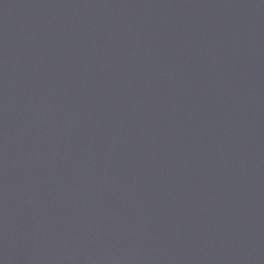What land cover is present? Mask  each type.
I'll return each instance as SVG.
<instances>
[{
	"label": "water",
	"instance_id": "water-1",
	"mask_svg": "<svg viewBox=\"0 0 264 264\" xmlns=\"http://www.w3.org/2000/svg\"><path fill=\"white\" fill-rule=\"evenodd\" d=\"M0 264H264V0H0Z\"/></svg>",
	"mask_w": 264,
	"mask_h": 264
}]
</instances>
